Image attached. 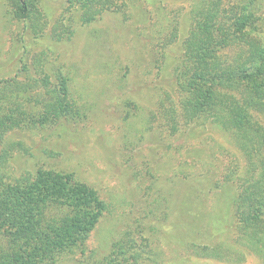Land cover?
Segmentation results:
<instances>
[{
	"label": "rangeland",
	"instance_id": "374dc122",
	"mask_svg": "<svg viewBox=\"0 0 264 264\" xmlns=\"http://www.w3.org/2000/svg\"><path fill=\"white\" fill-rule=\"evenodd\" d=\"M124 1L128 20L107 12L59 42L53 28L62 16L69 24L67 0H42L39 35L0 0V78L29 83L47 76L57 88L60 69L73 79L89 118L78 126L64 121L8 134L15 146L7 176L34 174L39 167L74 173L109 205L85 250L56 264H264V253L253 251L236 228L238 184L216 185L222 165L236 164L239 174L245 170L242 151L210 120L188 124L180 104L184 94L176 68L183 62L196 0ZM239 1L250 6L253 33L264 47V0ZM176 20L178 38L165 44ZM222 54L233 61L237 49ZM41 58L43 74L37 67ZM23 62L30 68L24 73ZM30 92L35 109L48 111L45 90ZM162 101L181 118L175 133L168 129ZM206 246L238 259L208 257Z\"/></svg>",
	"mask_w": 264,
	"mask_h": 264
},
{
	"label": "trees",
	"instance_id": "16d2710c",
	"mask_svg": "<svg viewBox=\"0 0 264 264\" xmlns=\"http://www.w3.org/2000/svg\"><path fill=\"white\" fill-rule=\"evenodd\" d=\"M7 2L14 19L26 22L35 35L42 32V0ZM66 11H72L69 24L62 16L53 28L59 42L72 39L77 25L94 23L107 12L130 18L124 0H67ZM251 11L239 0H196L183 62L176 71L186 122L210 120L231 134L246 159L241 174L236 164L222 165V178L216 185L221 189L238 184L239 192L233 198L236 228L253 251L264 253V47L253 33L256 18ZM177 38L176 20L165 35V44H173ZM231 47L237 49L233 61L222 54ZM44 61L41 58L37 66L39 74L44 72ZM21 65L20 72L30 70L24 62ZM56 71L57 88L50 86L47 76L29 83L0 78V264H56L65 255L84 251L109 208L99 192L74 173L39 167L34 174L26 172L15 179L7 176L10 149L15 146L8 141V134L45 129L64 121L78 126L89 119L88 108L72 86L73 79L60 69ZM41 88L49 101L45 112L35 109L36 100L30 95ZM160 105L168 129L175 133L181 119L178 111L167 109L164 101ZM203 250L208 257L222 261L238 259L227 250L209 246Z\"/></svg>",
	"mask_w": 264,
	"mask_h": 264
}]
</instances>
